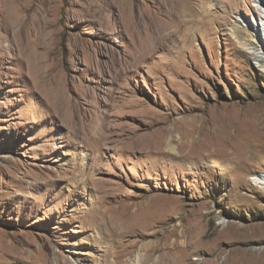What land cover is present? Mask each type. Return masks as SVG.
Returning <instances> with one entry per match:
<instances>
[{"label":"rangeland","instance_id":"rangeland-1","mask_svg":"<svg viewBox=\"0 0 264 264\" xmlns=\"http://www.w3.org/2000/svg\"><path fill=\"white\" fill-rule=\"evenodd\" d=\"M254 1L0 0V264H264ZM167 128L171 160L129 148Z\"/></svg>","mask_w":264,"mask_h":264},{"label":"bare ground","instance_id":"bare-ground-1","mask_svg":"<svg viewBox=\"0 0 264 264\" xmlns=\"http://www.w3.org/2000/svg\"><path fill=\"white\" fill-rule=\"evenodd\" d=\"M254 2L258 3L256 0ZM163 3L171 7V9H174L175 11H177L176 19H184L187 21H193L196 17L195 10H194V4L191 2V0L189 1L188 0H163ZM259 3H261V8L258 11V16L260 18L261 24H259L258 26H262L264 25V0H259ZM171 14H174V12L172 11ZM237 22H240V20H237ZM166 30H167L166 25H164V28L161 30V34L159 33L161 35L158 40L160 45H162L165 40H168L171 35V34L166 35L165 34ZM232 34L236 37L237 42L244 50H247V52L249 51V54H251L253 57L261 58V63L264 62V39L262 40V36L260 35V32L257 30L256 25L255 27L253 25L251 29L250 28L248 29L242 24L235 25L233 26ZM62 102H64V100L61 102L58 101L57 104L58 103L63 104ZM138 104L139 105L136 104V106L139 107L140 110H142L141 108H144L145 106L142 102H138ZM192 132L190 131V133ZM157 134L158 133H155L153 135L156 136ZM149 135L141 134V135H138L137 137H132L129 148L133 151L140 150L146 154L156 155L168 161L172 159V154L177 151L178 143L181 140H183V138H178L176 135H174V129H170V128H167L165 132L160 133V136L158 138H156L155 136H152V135L149 136ZM205 144L206 143H203V144L200 143L199 147L202 146L203 148L202 147L201 148L205 150V146L208 147V145H205ZM196 147H198V145ZM157 165H158L157 161L152 162L153 167H156ZM160 165H163V163H161ZM249 180L253 186L259 189H264V175H255L251 177ZM112 224L116 230L121 232L122 235H125L127 233L129 234V232L126 230V219L120 214L115 215L112 218ZM175 247H176L175 245H171L170 247L167 248V250L172 251L175 249ZM132 252L133 251L131 250L130 252H128L127 255H131ZM161 261L164 262L163 259H160L158 261V264L159 263L163 264ZM172 264H175V263L172 262Z\"/></svg>","mask_w":264,"mask_h":264}]
</instances>
